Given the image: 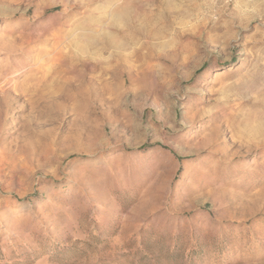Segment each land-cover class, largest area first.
<instances>
[{"label": "rangeland", "instance_id": "obj_1", "mask_svg": "<svg viewBox=\"0 0 264 264\" xmlns=\"http://www.w3.org/2000/svg\"><path fill=\"white\" fill-rule=\"evenodd\" d=\"M88 1L0 0V264H264V0Z\"/></svg>", "mask_w": 264, "mask_h": 264}, {"label": "bare ground", "instance_id": "obj_2", "mask_svg": "<svg viewBox=\"0 0 264 264\" xmlns=\"http://www.w3.org/2000/svg\"><path fill=\"white\" fill-rule=\"evenodd\" d=\"M88 1V0H87ZM127 1V0H126ZM89 2V1H88ZM102 2V1H101ZM107 3V2H106ZM92 6V5H91ZM105 6V5H104ZM125 7V6H124ZM105 15V14H104ZM133 16V15H132ZM133 17H135V16H133ZM103 19V18H102ZM122 19V18H121ZM143 20V19H142ZM101 25V24H100ZM75 29V28H74ZM138 34H139V32H138ZM124 36V35H123ZM59 41V40H58ZM74 41V40H73ZM92 43H94V42H92ZM101 43V42H100ZM71 44V43H70ZM90 45V44H89ZM88 45V46H89ZM118 45V44H117ZM85 47V46H84ZM86 48V47H85ZM105 48V47H104ZM111 48V47H110ZM82 49H84V48H82ZM92 49H94V48H92ZM61 50V49H60ZM99 50V49H98ZM112 50V49H111ZM77 51H78V49H77ZM80 51V50H79ZM89 51H91V50H89ZM108 51V50H107ZM113 51V50H112ZM62 53V52H61ZM92 53H93V51H92ZM97 53V52H96ZM114 54H115V52H113ZM111 54V53H110ZM109 54V56H111ZM88 55V54H87ZM86 55V56H87ZM95 55V54H94ZM60 56V55H59ZM89 56V55H88ZM114 59V58H113ZM116 60H118V59H116ZM62 63V62H61ZM77 63V62H76ZM84 64V63H83ZM100 65H101V63H100ZM103 65H104V63H103ZM105 67V66H104ZM122 67V66H121ZM107 68V67H106ZM124 69V68H123ZM60 79V78H59ZM44 93V92H43ZM44 100V99H43ZM15 101V100H14ZM246 127H248V126H246ZM260 128H262V127H260ZM260 128H259V130H260ZM258 130V131H259ZM264 130V129H263ZM263 130H261V131H263ZM244 132V131H243ZM250 132V131H249ZM242 133V132H241ZM247 134H251V137H254L255 136V134L253 133V132H251V133H247ZM262 135V134H261ZM250 136V135H249ZM252 139V138H251ZM254 139V138H253ZM244 140V139H243ZM255 140V139H254ZM246 144V143H245ZM252 148H248V150H251Z\"/></svg>", "mask_w": 264, "mask_h": 264}]
</instances>
